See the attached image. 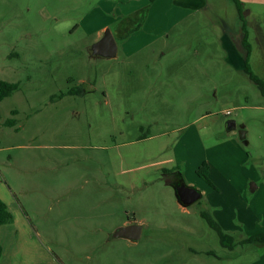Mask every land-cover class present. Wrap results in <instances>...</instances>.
Segmentation results:
<instances>
[{
  "label": "rangeland",
  "instance_id": "rangeland-1",
  "mask_svg": "<svg viewBox=\"0 0 264 264\" xmlns=\"http://www.w3.org/2000/svg\"><path fill=\"white\" fill-rule=\"evenodd\" d=\"M205 1L192 12L174 0H0V79L20 85L0 102V198L14 215L0 227V264L252 258L227 260L202 218L216 220L222 205L237 212L231 186L245 187L249 203L264 179V97L223 48L225 25L241 33L242 22L232 0ZM142 6L153 9L134 48L118 39L117 59L95 56L116 16ZM243 9L244 22L264 24L260 9ZM203 163L213 186L197 173ZM171 170L198 202L181 205ZM236 217L228 225L249 226ZM134 221L147 222L138 243L110 239Z\"/></svg>",
  "mask_w": 264,
  "mask_h": 264
},
{
  "label": "crops",
  "instance_id": "crops-1",
  "mask_svg": "<svg viewBox=\"0 0 264 264\" xmlns=\"http://www.w3.org/2000/svg\"><path fill=\"white\" fill-rule=\"evenodd\" d=\"M174 1L176 4H179L181 6L184 5L187 9L189 8L192 12L195 11L198 12L199 10H201L200 8L202 7V5L206 3L205 0H174ZM240 1L243 7L246 9L248 7L251 8L256 7L257 9H260V11L264 12V0H240ZM138 8H140V10L139 9L131 10L129 14L126 12L119 13V15H117L115 19V21H117L115 29L111 30L116 39V42L118 39L120 41H127L128 47L130 46L131 48H134L135 43H138L137 40H140L138 39L140 37L137 36L139 32L142 30L144 23L145 25L148 23L147 20L149 19L150 12L153 9V7L151 6H146V7L142 6ZM155 13L159 14L157 11ZM249 16L250 17L258 16V13L256 14L255 12H253V10H250L248 12V17ZM246 28L249 35L248 36L249 42L252 48L250 55V65L251 67H253L257 75L264 80V24L258 27H254V25L252 26L250 20H247ZM243 36H244L243 29L241 30V33H237L228 25H225L224 35H223V48L226 52V56H227L226 59L228 60V63L232 65H238V67L243 68V70H245V59H244L245 49L242 44ZM146 45L147 44H143L142 48L146 47ZM134 53L135 51H129L128 53L126 52V54L129 55H133ZM118 54H119V48H118ZM258 66L259 69L256 68ZM247 134L248 132L246 131L245 138L247 137ZM254 185L256 186L255 191L254 192L249 191V193L255 194V196L257 194V197L252 198L249 201V203H245L247 202L246 201L247 191L245 187L240 188L237 187L236 185L231 186V191L234 193V197H236L240 201L239 202L240 207L238 211L237 212L232 211L231 205L229 204L230 206L227 205L229 206L228 208L225 205L221 206L222 212L220 215L218 214V212L217 213L214 212L213 214L216 219L215 221L218 224L219 222L221 223L220 227L223 233L232 237L234 239V243H236L235 247L231 249L229 247L223 246L220 241V246L223 253L222 255H224L226 259L229 261L233 260L232 259L233 256L234 258L237 257L243 258L245 256H248L249 253L253 252L252 258L243 262V264H264V242L243 244V241H245L247 238L251 236L264 234V179L262 180V183H257V184L255 183ZM244 210L245 213L248 212L249 213L242 215L241 213L242 212L244 213ZM235 215H237L236 219H239L242 222L245 221L246 223H248L249 226H247V224H244L243 228L231 226L232 224L231 219ZM220 219L222 221H220ZM136 223H137L136 221L124 222L123 224L118 226V228L133 225ZM146 223L147 222H143L144 226H142L141 237L144 233ZM229 223L231 224L228 225ZM197 236L198 235H194L195 238ZM115 240H123V242H126L129 245L136 244V243H131L130 241L124 239H115ZM185 250H188L191 256H194L195 258L198 259L200 250H198L195 247H190V248L186 247ZM206 253L207 255H209L212 252L207 251Z\"/></svg>",
  "mask_w": 264,
  "mask_h": 264
},
{
  "label": "trees",
  "instance_id": "trees-1",
  "mask_svg": "<svg viewBox=\"0 0 264 264\" xmlns=\"http://www.w3.org/2000/svg\"><path fill=\"white\" fill-rule=\"evenodd\" d=\"M233 3L235 4L237 11L239 13L240 20L242 22V29H243V40L242 44L245 49V72L251 79L253 83H255L258 88L260 89L262 96L264 97V81L260 79L252 70L251 65H250V55H251V44L249 42L248 38V31L246 28V22H244L243 18V5L240 0H232ZM20 89V85L18 83H13V82H8L0 79V102L4 101L5 99L13 96L18 90ZM69 94H73V91H70ZM12 115H17V111H12ZM16 125V120L14 119H9L4 123L5 127H15ZM246 138L244 137V140ZM209 165L207 163H203V165L199 168L197 173L204 178L207 183L210 186H213L212 182L210 181L208 174H209ZM179 174V173H178ZM180 177L182 178L181 174H179ZM183 179V178H182ZM202 218H204L209 226L214 229L219 237L220 241L223 246L229 247L233 249L236 245L234 243V239L226 234L223 233L221 227L219 224L213 219L212 215L202 213ZM14 221V215L9 209L8 205L0 198V227L10 224ZM256 242H264V234L261 235H255L247 238L245 241H243V244H252ZM3 257V247L1 243V236H0V261L2 260Z\"/></svg>",
  "mask_w": 264,
  "mask_h": 264
},
{
  "label": "water",
  "instance_id": "water-1",
  "mask_svg": "<svg viewBox=\"0 0 264 264\" xmlns=\"http://www.w3.org/2000/svg\"><path fill=\"white\" fill-rule=\"evenodd\" d=\"M91 50L95 56L105 59L112 60L118 58V45L110 28H107L103 32L102 37L99 41L94 43ZM227 128L229 131H235L237 129L236 122L234 120L228 121ZM240 135L243 138L245 137L244 130L240 131ZM251 187V191L254 192L256 186L252 184ZM176 194L178 201L184 207H189L202 198V194L197 189L189 187L184 183L176 189ZM141 234L142 226L133 224L116 229L112 233L110 239H124L130 241L131 243H137L140 240Z\"/></svg>",
  "mask_w": 264,
  "mask_h": 264
},
{
  "label": "flooded vegetation",
  "instance_id": "flooded-vegetation-1",
  "mask_svg": "<svg viewBox=\"0 0 264 264\" xmlns=\"http://www.w3.org/2000/svg\"><path fill=\"white\" fill-rule=\"evenodd\" d=\"M167 178L169 180L170 185L174 187L175 191L183 183L186 184L184 180L180 177V175L177 172L172 171V170L168 172ZM186 185L189 186L188 184Z\"/></svg>",
  "mask_w": 264,
  "mask_h": 264
},
{
  "label": "built area",
  "instance_id": "built-area-1",
  "mask_svg": "<svg viewBox=\"0 0 264 264\" xmlns=\"http://www.w3.org/2000/svg\"><path fill=\"white\" fill-rule=\"evenodd\" d=\"M225 114H226V116H230L232 114V112L231 111H227Z\"/></svg>",
  "mask_w": 264,
  "mask_h": 264
}]
</instances>
